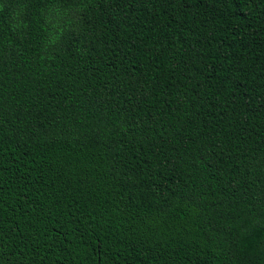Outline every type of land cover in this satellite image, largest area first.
Instances as JSON below:
<instances>
[{"label": "trees", "instance_id": "1", "mask_svg": "<svg viewBox=\"0 0 264 264\" xmlns=\"http://www.w3.org/2000/svg\"><path fill=\"white\" fill-rule=\"evenodd\" d=\"M0 264H264V0H0Z\"/></svg>", "mask_w": 264, "mask_h": 264}]
</instances>
